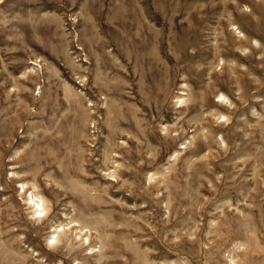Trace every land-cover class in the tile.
Instances as JSON below:
<instances>
[{"label": "rangeland", "instance_id": "1", "mask_svg": "<svg viewBox=\"0 0 264 264\" xmlns=\"http://www.w3.org/2000/svg\"><path fill=\"white\" fill-rule=\"evenodd\" d=\"M0 264H264V0H0Z\"/></svg>", "mask_w": 264, "mask_h": 264}, {"label": "bare ground", "instance_id": "2", "mask_svg": "<svg viewBox=\"0 0 264 264\" xmlns=\"http://www.w3.org/2000/svg\"><path fill=\"white\" fill-rule=\"evenodd\" d=\"M40 200L38 199V201L37 200H35V196L33 195L32 196V203H33V206L34 207H36L37 208V210H36V212H37V216L38 217H44V213H42L43 211H44V206L42 207V205L40 204ZM53 237V236H52ZM51 237V238H52ZM53 241H54V243L56 242V238H55V236L53 237ZM53 243V242H52Z\"/></svg>", "mask_w": 264, "mask_h": 264}]
</instances>
